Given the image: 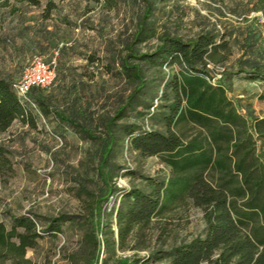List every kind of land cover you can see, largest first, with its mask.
Returning <instances> with one entry per match:
<instances>
[{"label": "rangeland", "instance_id": "1", "mask_svg": "<svg viewBox=\"0 0 264 264\" xmlns=\"http://www.w3.org/2000/svg\"><path fill=\"white\" fill-rule=\"evenodd\" d=\"M151 25L157 36L134 46L138 53L151 52L165 31L185 39L201 30L216 28L225 33L231 54L224 66L223 83L231 98L248 114L264 117V78L235 73L242 60L264 69V25L258 14L264 0H154ZM19 10L12 11L13 6ZM146 3L143 0H41L31 6L9 0L0 6V70L17 81L29 58L48 59L60 49L58 77L49 88L31 95L43 101L32 105L34 121L16 120L2 135L12 151L16 169L7 182L0 181V221L10 229L13 215H30L38 229L49 217L66 214L74 221L57 235L45 233L35 249L24 258L10 256L0 264H95L97 249L88 232L98 230L95 199L110 185L119 190L102 205L103 220L117 204L124 189L146 188L140 175L167 178L170 167L157 156L145 157L134 150L124 132L125 124L144 129L164 130L160 114H153L161 103L163 78L179 70L178 65L153 67L142 61L148 80L151 110L128 111L113 126L117 138L114 151L102 165V139L83 138L52 110L67 117L76 116L107 138V123L133 92L136 83L123 75L120 63L131 53L130 44ZM131 63L133 59H130ZM154 97V98H153ZM130 172H135L131 174ZM116 199H118L116 201ZM203 210L187 203L155 221L151 228L135 233L125 250L118 245L104 252L107 264H170L168 257L154 260L152 251L165 255L169 249L204 236ZM21 230V229H20ZM99 239L102 235L98 234Z\"/></svg>", "mask_w": 264, "mask_h": 264}, {"label": "trees", "instance_id": "2", "mask_svg": "<svg viewBox=\"0 0 264 264\" xmlns=\"http://www.w3.org/2000/svg\"><path fill=\"white\" fill-rule=\"evenodd\" d=\"M17 1L31 6L41 3V0ZM143 1L146 8L133 34L131 53L120 63V71L136 85L108 121V137L101 138L76 116L67 117L61 111L52 110L83 138L104 141L103 165L114 151L117 138L113 126L118 120L128 111L140 107L151 110L155 106L154 100L147 97L148 80L136 61L158 68L179 66L178 71L163 78L161 103L153 113L160 114L164 130L144 129L137 124L123 126L130 146L145 157H159L170 167V175L167 178L140 175L146 181V188L124 189L105 221L106 208L102 202L119 187L110 185L104 195L95 199L98 230L87 234L98 252L95 264H107L109 258H101L104 252L114 251L117 245L125 250L135 233L146 231L155 221L187 203L203 210L204 236L175 246L165 255L152 251L150 258L168 257L170 264H264V117L239 108L223 83L225 70L221 80L212 83L215 67L224 66L231 54L229 40L216 28L201 30L187 39L165 31L153 51L138 53L135 45L157 36L151 25L154 0ZM8 2L0 0V6ZM17 10L14 5L12 11ZM242 72L252 78H264V69L255 62L245 66L240 60L235 73ZM14 83L13 78L0 70L1 182L9 181L16 172L12 151L2 135L16 120L33 122L30 106L44 103L31 95L44 88H34L28 102L18 96ZM10 216L13 220L10 229L0 221V260L10 256L24 258L29 249L38 246L45 233L57 235L66 223L74 221L73 216L61 214L47 218L42 229H38L39 222L30 215ZM129 264L137 263L132 260Z\"/></svg>", "mask_w": 264, "mask_h": 264}, {"label": "built area", "instance_id": "3", "mask_svg": "<svg viewBox=\"0 0 264 264\" xmlns=\"http://www.w3.org/2000/svg\"><path fill=\"white\" fill-rule=\"evenodd\" d=\"M258 18L264 25V9L259 12ZM59 55L60 49H56L48 59L39 55L28 59L20 78L14 83L15 90L23 101L31 102L30 93L34 88H49L56 82ZM224 70L223 67L218 73H215L212 78L213 84H217L221 80Z\"/></svg>", "mask_w": 264, "mask_h": 264}]
</instances>
